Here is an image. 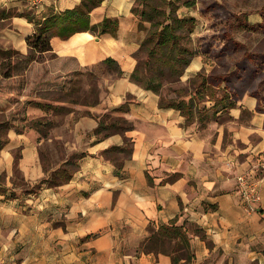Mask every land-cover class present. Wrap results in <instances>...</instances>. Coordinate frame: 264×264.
<instances>
[{"label":"crops","instance_id":"crops-1","mask_svg":"<svg viewBox=\"0 0 264 264\" xmlns=\"http://www.w3.org/2000/svg\"><path fill=\"white\" fill-rule=\"evenodd\" d=\"M135 1L104 0L91 12V24L105 17L118 20L114 37L84 32L51 40L53 50L44 55L50 75L59 71L65 78L103 67L97 101L84 105L86 113L70 123L74 140L66 142L72 154L85 156L64 185L44 186L37 195L20 194L14 200L0 197V264H172L165 254L139 249L152 231L175 220L202 230L204 238L191 234L193 264H264V102L259 106L250 96L229 109L234 126L228 129L232 142L226 146L222 133L214 142L195 126H185L178 110L160 108L158 95L130 78L137 65L134 54L146 35L132 13ZM80 2L45 0L41 13L28 16L41 20ZM21 7V0H0L3 15L17 12L3 37L27 55L26 38L35 25ZM108 58L118 64L122 77L106 69ZM127 99L128 109L120 111ZM244 111L251 112L248 121L241 120ZM105 115L123 118L133 129L97 139L94 131ZM125 138L131 140L132 152L118 171L103 152L122 147ZM9 142L0 154V176L5 173L7 186L14 167L11 152L17 148L25 180L33 184L45 178L37 141L18 136ZM58 168L48 170V176ZM241 175L257 181L260 200L249 207L241 200Z\"/></svg>","mask_w":264,"mask_h":264},{"label":"rangeland","instance_id":"rangeland-1","mask_svg":"<svg viewBox=\"0 0 264 264\" xmlns=\"http://www.w3.org/2000/svg\"><path fill=\"white\" fill-rule=\"evenodd\" d=\"M21 1L23 14L36 13L29 0ZM180 1L193 3L190 8H179L177 16L194 19L188 47L195 57L180 79L163 84L159 101L181 105L184 114L191 104L193 116L183 117L185 126H195L199 133L213 136L214 142L222 133L226 146L232 142L228 129L234 126L229 105L241 104L250 96L257 98L259 106L264 102V0ZM136 5L135 1L133 8ZM2 12L0 9V135L6 136L7 131L9 141L18 136L33 138L43 167L51 172L72 155L66 145L74 140L70 123L86 113L85 99L97 101V76L103 67L74 71L64 78L59 71L49 74L43 56L40 63H33L27 70L3 77L8 64L3 65L7 57L4 52L13 51L11 65L23 54L3 37L4 31L12 28L11 18L17 12ZM135 20L139 30L147 33L149 24H141L137 16ZM140 61H146L144 54ZM62 97L78 103H63ZM250 116L251 112L244 111L241 120L248 121ZM11 154L14 162L15 158L19 160L21 148ZM16 193L22 192L18 188Z\"/></svg>","mask_w":264,"mask_h":264},{"label":"trees","instance_id":"trees-1","mask_svg":"<svg viewBox=\"0 0 264 264\" xmlns=\"http://www.w3.org/2000/svg\"><path fill=\"white\" fill-rule=\"evenodd\" d=\"M103 1L81 0L76 7L48 14L41 20H34L30 15L27 16V20L35 25L32 35L26 38L28 54L20 55L18 62L11 65L10 59L13 51L6 50L4 53L7 57L3 65H6L7 62L8 64L7 70L3 72V77L9 78L13 72L25 71L33 63H40L45 54L52 52L51 40L53 38L67 40L75 34L84 32H89L96 38L105 35L114 37L119 27L117 19L105 17L97 24H91L90 21L91 12L99 7ZM136 2L137 5L132 9V13L139 18L141 24L148 23L149 29L140 48L134 54L137 65L130 78L144 90L159 95L163 84L180 79L195 57V52L188 47L194 28V19L177 16L179 8H190L193 3L181 2L180 0H136ZM15 53L17 54V52ZM142 54L145 55L146 61H140ZM103 64L119 77L124 75L114 60L108 58L103 61ZM64 97L60 98L63 103H78L75 100H66ZM95 102L85 99L84 105L91 106ZM128 104L127 99L119 110L126 111ZM234 106L235 104L229 105L230 109ZM159 107L178 110L183 117L190 118L193 116V109L189 103L186 106L185 114L181 105L165 104L162 99L159 101ZM132 129L133 125L127 120L110 118L105 115L99 119L94 135L97 136V139H102L113 132L124 133ZM5 134L6 136L0 135V150L9 143L7 131ZM131 152L132 142L125 138L122 147H112L103 152V155L113 160L116 169L120 171L124 158ZM118 153H123L124 157L114 156ZM84 156V153L72 154L49 176L48 171L44 168L45 178L33 184L25 180L18 168V159L15 158L11 187L7 186L5 175L0 176V197L4 196L7 200H14L18 196L16 193L18 188L22 192V196H29L37 195L44 186L54 188L64 185L70 181L78 168L79 161ZM191 234H199L204 238L202 230L198 226L187 222L177 225L175 220L160 226L156 231H152L151 235L141 244L139 250L143 253L165 254L170 257L172 264H193L194 255L190 246ZM97 235L98 233L92 234L88 238H95Z\"/></svg>","mask_w":264,"mask_h":264},{"label":"built area","instance_id":"built-area-1","mask_svg":"<svg viewBox=\"0 0 264 264\" xmlns=\"http://www.w3.org/2000/svg\"><path fill=\"white\" fill-rule=\"evenodd\" d=\"M33 5L36 13H41L44 9L43 0H29ZM239 192L242 202L249 207L251 204L259 202L257 181L247 175H241L238 178Z\"/></svg>","mask_w":264,"mask_h":264}]
</instances>
